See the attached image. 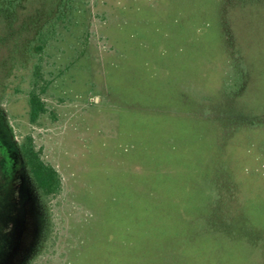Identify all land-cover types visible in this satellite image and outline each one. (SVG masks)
<instances>
[{"label":"rangeland","instance_id":"obj_1","mask_svg":"<svg viewBox=\"0 0 264 264\" xmlns=\"http://www.w3.org/2000/svg\"><path fill=\"white\" fill-rule=\"evenodd\" d=\"M26 133L61 176L49 214ZM0 264H264V0H0Z\"/></svg>","mask_w":264,"mask_h":264},{"label":"trees","instance_id":"obj_2","mask_svg":"<svg viewBox=\"0 0 264 264\" xmlns=\"http://www.w3.org/2000/svg\"><path fill=\"white\" fill-rule=\"evenodd\" d=\"M259 3V2H254ZM243 5V4H242ZM55 31V24L52 22L50 25L46 26L45 29L39 31L37 36V44L35 45V60L32 64L31 70V77L29 80V87L27 90V105H28V120L31 124H36L40 116L47 112L46 102L43 98L44 93L48 87V80L44 78L43 69H42V55L44 53V49L46 48L47 44L51 36ZM16 147L18 154L22 161L24 162L25 169L29 179L31 180L36 194L38 201L43 209L45 214L50 213V200L55 197L61 190V176L58 170L53 166L50 162L44 160L41 155L39 149L36 148L32 135L30 133H26L20 137L19 140L16 142ZM207 172V171H206ZM226 172L229 176V172L227 171V166L223 168H218L216 170L210 169L206 176H205V186L201 190H203L204 200L203 205L200 207V212L197 221L202 223V237L207 238L208 240L209 234L217 235V232L210 226L209 221L206 222L207 214L204 217V212L206 207H211L214 203L213 194L214 191L219 189V185L222 189H224L225 183L219 182L216 180L218 173ZM202 182V183H204ZM223 193V191H221ZM212 193V194H211ZM212 195V196H211ZM226 200H224L225 202ZM216 202V201H215ZM224 205V204H223ZM149 208V206H148ZM203 209V210H202ZM176 213V211H174ZM170 217H174L170 215ZM160 219L157 220L158 224ZM155 223V222H154ZM182 223V220H181ZM191 218L188 217L187 225H190ZM188 232L180 233V235H185L182 238V241H186ZM204 235V236H203ZM228 241L227 237H223L222 239Z\"/></svg>","mask_w":264,"mask_h":264}]
</instances>
